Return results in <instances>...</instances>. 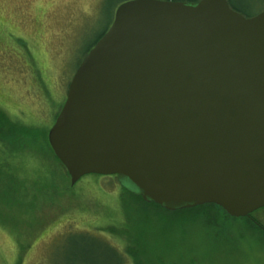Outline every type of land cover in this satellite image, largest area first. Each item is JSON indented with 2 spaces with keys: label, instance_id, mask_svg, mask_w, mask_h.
<instances>
[{
  "label": "water",
  "instance_id": "obj_1",
  "mask_svg": "<svg viewBox=\"0 0 264 264\" xmlns=\"http://www.w3.org/2000/svg\"><path fill=\"white\" fill-rule=\"evenodd\" d=\"M74 186L116 177L174 212L264 207V11L129 0L82 59L47 134Z\"/></svg>",
  "mask_w": 264,
  "mask_h": 264
},
{
  "label": "rangeland",
  "instance_id": "obj_2",
  "mask_svg": "<svg viewBox=\"0 0 264 264\" xmlns=\"http://www.w3.org/2000/svg\"><path fill=\"white\" fill-rule=\"evenodd\" d=\"M122 1L0 0V113L48 144L76 69ZM229 2L264 11V0ZM48 146L40 138L7 153L27 197L0 204V264H118V253L125 264H264V207L235 219L211 204L169 212L123 198L108 177L71 187ZM100 239L110 249L91 245Z\"/></svg>",
  "mask_w": 264,
  "mask_h": 264
},
{
  "label": "trees",
  "instance_id": "obj_3",
  "mask_svg": "<svg viewBox=\"0 0 264 264\" xmlns=\"http://www.w3.org/2000/svg\"><path fill=\"white\" fill-rule=\"evenodd\" d=\"M127 1H129V0H127ZM162 1H173V2H183L186 4H195L199 0H189V1L188 0H162ZM227 1H228L230 8L233 9L234 11L239 12L240 14H242L246 18L252 17V16L246 14L245 11L231 5L229 0H227ZM123 2H125V1L123 0L122 2H120L118 4V6ZM105 33H106V31L104 33H102L96 39V41L93 43V45L90 47V49L95 45V43ZM89 50L87 51V53L89 52ZM42 137H44V135L41 134V131L39 132V128H37L35 126H29L26 124H20L14 120L12 121L10 118H7L5 114H3L2 112L0 113V147L1 146L5 147L6 145L15 146L16 143L19 145H21V144L22 145L23 144L29 145L30 143H34L36 141H39L40 138L43 140L45 145L48 146L46 139H43ZM3 142H5V143H3ZM11 146L5 147V149H7L8 151H1L2 153H1V157H0V189L3 188V190H4L3 194H0V196H1L0 197V204H2L5 207H6V204L12 206L15 203H20V202H22V198L24 199L25 197H27L26 194H24L25 190L21 188L22 181L20 182V180H16L15 177L13 176V174H14L13 173V171H14L13 167H15V166H13L12 164H10V162H8L9 161V155L8 154H11L12 157H15L14 154L11 153V149H13ZM54 159H55V157H54ZM55 161L59 164V166H61L57 159H55ZM61 168L63 169L62 166H61ZM64 173L67 177V174L65 171H64ZM63 177L64 176L62 175V179H63ZM94 178H104V177L94 176ZM108 179H113V181H116L118 183L119 192L123 195L122 196L123 198L125 196L126 198L134 199V200L139 201L143 204L152 205L158 209L164 210L163 208H161L155 204L145 203L140 197L135 196L134 194L129 192L126 188L121 186V184H119L116 177H114V176L108 177ZM8 189L13 190L14 192H16V194L13 196H7L6 197V193H7ZM130 199H128V200H130ZM164 211H166V210H164ZM122 231H123V229H122ZM91 245L95 246L99 251H100L101 247L109 248V245L106 244L102 239L92 241ZM115 252H117V251H115ZM115 254H117V253H115ZM118 254H120L118 256L119 259H117L118 264H125V259L123 257L124 255L122 253H118ZM128 255L131 257L133 256L130 251L128 252ZM115 257H116V255H115Z\"/></svg>",
  "mask_w": 264,
  "mask_h": 264
},
{
  "label": "flooded vegetation",
  "instance_id": "obj_4",
  "mask_svg": "<svg viewBox=\"0 0 264 264\" xmlns=\"http://www.w3.org/2000/svg\"><path fill=\"white\" fill-rule=\"evenodd\" d=\"M239 13V12H238Z\"/></svg>",
  "mask_w": 264,
  "mask_h": 264
}]
</instances>
